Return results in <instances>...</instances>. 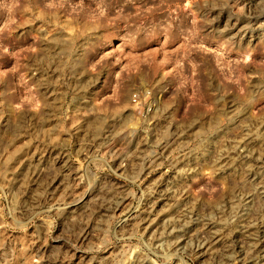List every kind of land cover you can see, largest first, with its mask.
Returning <instances> with one entry per match:
<instances>
[{
	"label": "rangeland",
	"instance_id": "1",
	"mask_svg": "<svg viewBox=\"0 0 264 264\" xmlns=\"http://www.w3.org/2000/svg\"><path fill=\"white\" fill-rule=\"evenodd\" d=\"M0 264H264V0H0Z\"/></svg>",
	"mask_w": 264,
	"mask_h": 264
},
{
	"label": "built area",
	"instance_id": "2",
	"mask_svg": "<svg viewBox=\"0 0 264 264\" xmlns=\"http://www.w3.org/2000/svg\"><path fill=\"white\" fill-rule=\"evenodd\" d=\"M134 97H137V95H135Z\"/></svg>",
	"mask_w": 264,
	"mask_h": 264
}]
</instances>
